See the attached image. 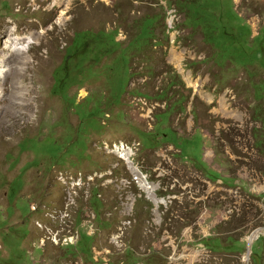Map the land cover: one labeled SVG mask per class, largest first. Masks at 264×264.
Returning <instances> with one entry per match:
<instances>
[{
	"label": "rangeland",
	"instance_id": "374dc122",
	"mask_svg": "<svg viewBox=\"0 0 264 264\" xmlns=\"http://www.w3.org/2000/svg\"><path fill=\"white\" fill-rule=\"evenodd\" d=\"M65 1L0 0V48L10 28L34 41L3 97L24 114L0 105V264H264V0ZM130 136L164 205L138 200L122 255L94 260L83 230L53 245L52 168H98L92 143ZM90 204L110 247L111 191Z\"/></svg>",
	"mask_w": 264,
	"mask_h": 264
},
{
	"label": "built area",
	"instance_id": "2783aa9c",
	"mask_svg": "<svg viewBox=\"0 0 264 264\" xmlns=\"http://www.w3.org/2000/svg\"><path fill=\"white\" fill-rule=\"evenodd\" d=\"M142 98L138 101L149 106L148 99L145 96ZM108 117V113H105V118L101 121L103 125H106ZM92 146L104 157L103 166L86 171L52 168L56 169L55 180L60 185L64 197L62 206L49 213L50 218L59 219L58 228L50 229V240L56 246H75L80 238V231L83 230L86 235L93 237L91 253L93 259L99 261L107 260L105 257L109 255H122L130 249L127 238L135 223L134 213L138 200L145 198L146 201L154 203L153 198L156 199L157 196L154 192L147 193L142 188L143 184L153 185V182L151 172L144 168V161L139 157L141 142L137 137L98 139ZM108 191L112 193L115 201L113 211L118 217L114 230L107 237L106 242L110 243V247L104 245L97 213L90 204L94 196L103 202ZM105 216L110 218L112 212H106ZM153 216L154 219L148 221L152 227L156 225V215Z\"/></svg>",
	"mask_w": 264,
	"mask_h": 264
},
{
	"label": "bare ground",
	"instance_id": "6f19581e",
	"mask_svg": "<svg viewBox=\"0 0 264 264\" xmlns=\"http://www.w3.org/2000/svg\"><path fill=\"white\" fill-rule=\"evenodd\" d=\"M44 1V0H43ZM62 1L64 2V0H52V9L54 10L55 8H58ZM66 4L65 6L68 5V2L69 0H66L65 1ZM32 3H36V0H32ZM63 6V7H65ZM69 7V6H68ZM67 8V7H66ZM62 9V8H61ZM52 11V10H51ZM63 14V11L61 12ZM63 17V16H62ZM65 18V17H64ZM58 20H61V15L58 17ZM63 20V19H62ZM8 31L6 32V36L3 40V43L1 44V48H0V105L2 102H4V105L5 106H8L9 108H12V107H18V111H15L14 114L18 113L20 116H22L24 114L23 110H25V108L28 106L27 104H24V94L23 93H16V92H13V99L12 100H6V99H3L4 97V93H5V89L8 91V89L11 90V88L13 87V85L10 84L9 80H8V77L10 75L9 71L12 72V71H18L17 68H15V64H26L28 62V57H27V51L29 49V46L30 45H33L34 44V41H33V37L32 35H29V36H24V35H20L16 32V30H14V28H10V29H7ZM174 50V49H173ZM170 51V50H169ZM174 52V51H173ZM22 54L23 57H19L16 59L17 62H14V63H10L9 62V59H8V56L10 54ZM177 53V52H176ZM172 56L176 57V55L173 53ZM179 57V56H178ZM176 60V59H175ZM179 60V59H178ZM20 77L23 76V74H20L19 75ZM186 82L188 85H190L191 87H193L194 89L197 88V85L195 83H192L190 81V79L186 78ZM196 91V90H195ZM224 94V93H223ZM14 99H20L22 103H17L15 101H13ZM214 104V103H213ZM17 105V106H16ZM1 110V108H0ZM219 110L222 111L223 114H221L223 116V118H226L227 116H232L231 113H229L228 111V105L226 104L225 101H223V98L220 99L219 101ZM215 111V109H214ZM213 111V112H214ZM218 111V110H216ZM4 113V109L1 110L0 112V116L1 114ZM6 116H10L9 113H11L10 111L9 112H6ZM219 113V112H218ZM9 114V115H8ZM241 114V113H240ZM216 115V114H215ZM14 118L16 117V115H13ZM242 116V115H241ZM239 114L234 116V118L237 120L241 117ZM222 118V117H221ZM3 119V118H2ZM240 120V119H239ZM7 121V120H6ZM225 123V122H224ZM13 126L14 125H5L4 126H1L2 129L1 130H4V131H8V130H13ZM215 126V125H214ZM218 127V126H216ZM218 129V128H217ZM219 130V129H218ZM223 131V130H222ZM226 131V129H225ZM227 132V131H226ZM221 133V132H220ZM227 142V141H226ZM231 147V146H230ZM213 152L212 150L210 149H207L206 151V154H205V157L206 159H212L213 158ZM142 188L147 192V193H152V192H155L156 190V187L155 186H152V185H145L143 184L142 185ZM262 187H260V189H262ZM211 189V188H210ZM154 199V204L155 206L157 207L156 210L158 209L159 210V207L161 205H164V202L162 200H159V199ZM155 210V212H156ZM205 216V215H204ZM203 216V217H204ZM189 233V231L187 232ZM249 240V243L252 244L253 240H254V236L253 237H250L248 238ZM194 253V252H192ZM193 255H188V257L193 261L195 262L197 260V257H192ZM175 259V258H174ZM177 264V263H176Z\"/></svg>",
	"mask_w": 264,
	"mask_h": 264
},
{
	"label": "crops",
	"instance_id": "0c3cea01",
	"mask_svg": "<svg viewBox=\"0 0 264 264\" xmlns=\"http://www.w3.org/2000/svg\"><path fill=\"white\" fill-rule=\"evenodd\" d=\"M94 156H95V157H94ZM93 157H94V158H93ZM92 158H93V159H96V160H94V164H97V165H99V159H101V161H102V159H103V158L100 157L99 155H97V156H96V155H93ZM87 163H88V162H87ZM104 164H105V163H104ZM102 166H103V165H102ZM100 167H101V166H100Z\"/></svg>",
	"mask_w": 264,
	"mask_h": 264
},
{
	"label": "flooded vegetation",
	"instance_id": "af4514ba",
	"mask_svg": "<svg viewBox=\"0 0 264 264\" xmlns=\"http://www.w3.org/2000/svg\"><path fill=\"white\" fill-rule=\"evenodd\" d=\"M210 179V178H209Z\"/></svg>",
	"mask_w": 264,
	"mask_h": 264
},
{
	"label": "trees",
	"instance_id": "16d2710c",
	"mask_svg": "<svg viewBox=\"0 0 264 264\" xmlns=\"http://www.w3.org/2000/svg\"><path fill=\"white\" fill-rule=\"evenodd\" d=\"M254 253V252H253Z\"/></svg>",
	"mask_w": 264,
	"mask_h": 264
}]
</instances>
